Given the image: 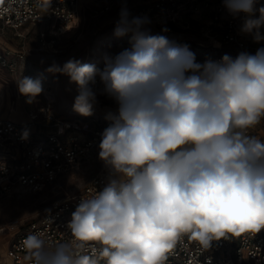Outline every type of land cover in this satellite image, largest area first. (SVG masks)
<instances>
[{
  "label": "clouds",
  "instance_id": "1",
  "mask_svg": "<svg viewBox=\"0 0 264 264\" xmlns=\"http://www.w3.org/2000/svg\"><path fill=\"white\" fill-rule=\"evenodd\" d=\"M255 3L223 0L230 15L245 14L240 31L260 43L264 6L257 18ZM150 23L122 6L113 34H131L129 48L105 53L103 69L74 58L47 69L76 84L78 114L92 116L98 95L115 105L99 144L105 186L80 200L68 224L74 241L100 245L104 264H164L185 234L209 249L229 234L264 229V140L247 134L264 118V47L198 63L188 45L166 28L154 34ZM18 91L31 103L42 80L23 77ZM22 245L31 264H98L70 242L49 246L40 233Z\"/></svg>",
  "mask_w": 264,
  "mask_h": 264
},
{
  "label": "built area",
  "instance_id": "2",
  "mask_svg": "<svg viewBox=\"0 0 264 264\" xmlns=\"http://www.w3.org/2000/svg\"><path fill=\"white\" fill-rule=\"evenodd\" d=\"M95 1L103 10L110 9L115 2ZM84 2L86 0H51V4L50 0H0L1 66L13 69L17 57L26 54L24 47H14L4 39L2 32L10 29L24 37L26 29L36 27L41 42L46 43L79 24ZM165 4L167 12H154L160 23L169 21L201 36L200 40L190 39L189 45L198 63L220 61L225 54L232 58L240 52L255 54L258 48L264 47V41L256 43L251 35L240 31L245 14L230 15L223 0H157L152 8ZM262 6L264 0H256L257 18ZM261 32L264 33V28ZM130 46L128 42L122 50ZM95 87H102L99 77ZM46 96L45 121L34 112L24 121L0 112V192L18 188L35 192L45 190L59 175L86 160H98L100 168L80 191L55 199L39 217L20 224L7 244L0 238V264H31L22 245V240L30 233L42 234L49 246L70 242L75 254H92L98 264H104L100 245L74 241L68 224L80 200L93 197L105 186L108 171L98 154L101 134L110 122L101 117L81 120L59 116L53 108L54 97ZM99 96L112 102L104 95ZM25 130L29 133L26 140L21 139ZM247 134L264 140V118ZM167 257L164 264H264V229L255 234H229L226 239L214 240L209 249L185 234L176 241Z\"/></svg>",
  "mask_w": 264,
  "mask_h": 264
},
{
  "label": "rangeland",
  "instance_id": "3",
  "mask_svg": "<svg viewBox=\"0 0 264 264\" xmlns=\"http://www.w3.org/2000/svg\"><path fill=\"white\" fill-rule=\"evenodd\" d=\"M155 1L157 0H115L110 9L103 10L97 1L86 0L81 9L79 24L68 33L53 37L46 43L41 42L36 27L26 29L24 37L17 36L10 29L2 32L4 39L14 47H24L26 54L24 57H17L18 62L13 69L0 64V112L22 121L29 118L32 112L44 119L46 116L43 108L47 105L46 95L50 92L54 97V111L59 116H74L81 120L89 117L105 119L106 110L115 108L112 102L98 95L99 104L92 116L78 114L73 110L77 95L76 84L71 83L67 75L49 73L47 69L53 61L62 66L70 58L81 63H96L98 68L104 67L102 56L105 53L118 54L131 39V34L120 38L113 34L122 6H126L132 16H147L151 21L148 27L154 34L166 28L169 30L166 34L170 38L188 46L190 39H202L194 31L183 30L175 23H160L154 12H167V3L152 8ZM147 10L148 15L145 14ZM23 77L42 80L43 91L31 103H28V97L18 91V80ZM99 168L98 160H86L59 175L45 190L35 192L18 188L0 192L1 241L7 244L20 224L39 217L55 199L80 191Z\"/></svg>",
  "mask_w": 264,
  "mask_h": 264
},
{
  "label": "bare ground",
  "instance_id": "4",
  "mask_svg": "<svg viewBox=\"0 0 264 264\" xmlns=\"http://www.w3.org/2000/svg\"><path fill=\"white\" fill-rule=\"evenodd\" d=\"M80 1H82V0H80ZM141 13H143V12H141ZM145 14L148 15V10L145 12ZM48 92H49V91H48ZM49 94H50V96L52 95L50 92H49Z\"/></svg>",
  "mask_w": 264,
  "mask_h": 264
},
{
  "label": "crops",
  "instance_id": "5",
  "mask_svg": "<svg viewBox=\"0 0 264 264\" xmlns=\"http://www.w3.org/2000/svg\"><path fill=\"white\" fill-rule=\"evenodd\" d=\"M2 113H4V112H2Z\"/></svg>",
  "mask_w": 264,
  "mask_h": 264
}]
</instances>
